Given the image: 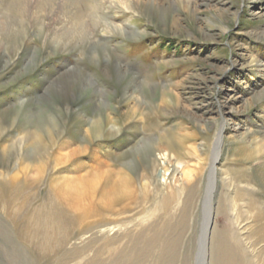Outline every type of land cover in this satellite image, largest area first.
I'll return each instance as SVG.
<instances>
[{"label":"rangeland","instance_id":"1","mask_svg":"<svg viewBox=\"0 0 264 264\" xmlns=\"http://www.w3.org/2000/svg\"><path fill=\"white\" fill-rule=\"evenodd\" d=\"M58 4L0 0V264H264V0Z\"/></svg>","mask_w":264,"mask_h":264},{"label":"bare ground","instance_id":"2","mask_svg":"<svg viewBox=\"0 0 264 264\" xmlns=\"http://www.w3.org/2000/svg\"><path fill=\"white\" fill-rule=\"evenodd\" d=\"M124 4V3H123ZM58 6L60 7H62V0H61V5L60 4H58ZM58 13H60V12H58ZM7 18V21H8V19L10 20V22L13 20L10 16H8V17H6ZM14 25H15V23H14ZM18 25V24H17ZM16 25V26H17ZM77 28H79V27H77ZM17 29V28H16ZM16 32H17V30H16ZM80 32V31H79ZM18 33V32H17ZM83 33V32H82ZM80 35V34H79ZM97 128V127H96ZM219 143L220 142H218V146H219ZM218 153H219V151H217L216 153H215V157H214V159L212 160L211 159V164H210V177H209V182H208V184H207V190H206V196H204V197H206V207L208 208V211H209V213H211L210 212V210H212V201H213V194H214V189H215V181H213L214 179V168H213V165H214V162H215V160H216V158L218 157ZM168 170L167 169H165L164 170V172H167ZM222 207H220L219 208V213H224L223 212V210L221 209ZM232 208V207H231ZM252 208V207H251ZM236 208H234V210H235ZM207 211V212H208ZM236 211V210H235ZM35 222V221H34ZM208 222H209V217H208ZM207 222V223H208ZM206 224V223H205ZM27 228V227H26ZM203 234H204V240H205V237H206V229H204V232H203ZM225 241H227V240H225ZM222 242V241H221ZM235 252V250L233 249V248H231L230 249V253H229V256H230V254H232V253H234ZM226 257V256H225ZM228 258V257H227Z\"/></svg>","mask_w":264,"mask_h":264},{"label":"water","instance_id":"3","mask_svg":"<svg viewBox=\"0 0 264 264\" xmlns=\"http://www.w3.org/2000/svg\"><path fill=\"white\" fill-rule=\"evenodd\" d=\"M200 244V243H199Z\"/></svg>","mask_w":264,"mask_h":264}]
</instances>
